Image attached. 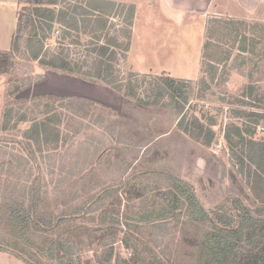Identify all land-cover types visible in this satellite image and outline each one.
I'll use <instances>...</instances> for the list:
<instances>
[{"label":"trees","instance_id":"16d2710c","mask_svg":"<svg viewBox=\"0 0 264 264\" xmlns=\"http://www.w3.org/2000/svg\"><path fill=\"white\" fill-rule=\"evenodd\" d=\"M19 2L10 49L0 51V76L11 78L0 118V251L26 264H264V140L255 139L264 128V23L209 17L193 83L122 75L134 3ZM36 69L107 87L141 110H167L178 131L207 149L222 130L229 162L257 206L224 196L207 207L179 174L142 162L131 169L126 152L144 144L145 133L129 134L124 116H105L90 99L48 93L18 100L45 81ZM232 73L246 81L237 95L227 91ZM209 97L219 112L227 108L220 130L214 116L195 114ZM90 127L110 141L112 178L99 181L89 166L68 181L73 199L51 208L41 162Z\"/></svg>","mask_w":264,"mask_h":264},{"label":"rangeland","instance_id":"374dc122","mask_svg":"<svg viewBox=\"0 0 264 264\" xmlns=\"http://www.w3.org/2000/svg\"><path fill=\"white\" fill-rule=\"evenodd\" d=\"M113 1L134 3L136 8L130 49L126 59L119 64L122 75L126 77L127 72L132 71L154 75L167 74L193 83L197 81L200 75L204 29L209 18L207 14L170 12L162 0ZM19 8V0H0L1 52L10 49ZM259 13L264 23V3L259 8ZM34 71L42 73L45 81L23 91L18 100L24 98L30 100L36 94L48 93L58 97L76 96L90 99L101 108L105 116H124L125 128L129 134L145 133V143L135 146L131 152H126L127 164L131 169L141 166L142 162L175 172L195 185L199 198L207 207L214 206L224 196H239L249 205L257 206L249 188L244 184V179L236 173L229 162L228 152L224 149L222 130L218 132L216 144L207 149L178 131L177 119L167 110L156 108L141 110L133 101H124L107 87L53 71L41 69ZM3 77L4 83L0 84V118L4 106L5 87L11 80L7 75ZM245 83L244 78L232 73L227 85L228 93L237 95L238 89ZM198 103L195 114L200 116L207 113L214 116L217 121L215 129H222L228 121L225 114L227 108L219 112L217 110L219 108L216 107H219L220 103L214 97ZM26 126L22 125L21 129H25ZM111 132L112 129L110 134ZM114 135H117L115 130ZM255 139L264 140L262 126L257 128ZM107 147H110V141L103 136V131L98 127H90L69 139L67 144L55 153L53 159L50 161L44 159L41 162L51 208L61 209L67 201L73 199L74 193L66 188L68 181L75 174L86 171L89 166L94 167V176L99 181H108L112 178ZM104 157L108 158L109 165L101 173L100 166L106 165ZM135 211L134 209L133 212ZM0 264L26 263L12 253L0 251Z\"/></svg>","mask_w":264,"mask_h":264},{"label":"crops","instance_id":"0c3cea01","mask_svg":"<svg viewBox=\"0 0 264 264\" xmlns=\"http://www.w3.org/2000/svg\"><path fill=\"white\" fill-rule=\"evenodd\" d=\"M162 2L168 11L177 14L200 12L203 15L207 14L208 17L220 16L263 22L259 8L264 0H162Z\"/></svg>","mask_w":264,"mask_h":264},{"label":"water","instance_id":"95a60500","mask_svg":"<svg viewBox=\"0 0 264 264\" xmlns=\"http://www.w3.org/2000/svg\"><path fill=\"white\" fill-rule=\"evenodd\" d=\"M5 78L3 76H0V84L4 83Z\"/></svg>","mask_w":264,"mask_h":264}]
</instances>
